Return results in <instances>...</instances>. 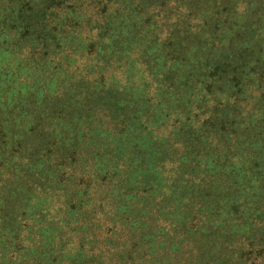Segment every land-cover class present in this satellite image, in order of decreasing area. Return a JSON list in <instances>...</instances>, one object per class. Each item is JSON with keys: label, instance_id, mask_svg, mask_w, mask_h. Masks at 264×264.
<instances>
[{"label": "trees", "instance_id": "trees-1", "mask_svg": "<svg viewBox=\"0 0 264 264\" xmlns=\"http://www.w3.org/2000/svg\"><path fill=\"white\" fill-rule=\"evenodd\" d=\"M0 264H264V0H0Z\"/></svg>", "mask_w": 264, "mask_h": 264}]
</instances>
